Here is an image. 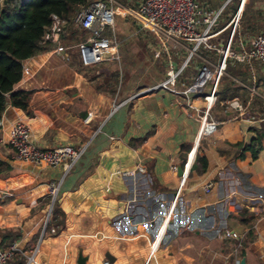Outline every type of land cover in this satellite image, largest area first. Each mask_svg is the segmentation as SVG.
I'll return each mask as SVG.
<instances>
[{"label":"crops","instance_id":"0c3cea01","mask_svg":"<svg viewBox=\"0 0 264 264\" xmlns=\"http://www.w3.org/2000/svg\"><path fill=\"white\" fill-rule=\"evenodd\" d=\"M200 1L218 8L212 7L217 0ZM138 2L114 3L115 15L130 23L131 34L146 41L156 61L138 78L123 73L119 44L100 62L83 63L77 45L89 31L75 20L82 8L71 24L63 22L61 51L50 43L24 60L31 73L14 88L31 91L28 111L8 104L0 118V161L10 166V172L0 177V194H12L0 195V230L17 231L13 243L20 248L8 264H26L36 247V263L31 264H78L79 256L85 264H240L242 257L246 264H264V137L256 154L243 151L264 119V63H235L244 72H225L222 78L228 77L237 87L233 97L246 106L245 112L217 102L209 113L219 121L216 131L198 139L199 121L195 113L188 115L181 97L155 90L130 99L139 89L162 81L170 62L178 67L188 54L186 43H166L139 27L131 11ZM229 6L220 29L236 12V2ZM245 8L258 26L244 36L240 19L239 33L251 40L264 29V0H248ZM106 35L110 36V30ZM215 58L210 60L215 63ZM197 61L194 69L201 64ZM81 65L93 70L92 80L78 69ZM110 73H114L112 83ZM186 73L187 68L181 80L189 83L193 76ZM208 87L207 93L212 86ZM219 87L220 82L217 92ZM193 102L203 106L199 95H194ZM18 121L29 126L30 141L38 147H83L81 158L67 172L62 166L16 159L7 141ZM198 154L205 158L204 169ZM187 156L189 168L184 167ZM172 165L181 166L183 174L173 171ZM129 169L135 170L134 175L121 174ZM51 182L59 184L57 205L62 213L55 216L57 225L51 219ZM173 200L175 209L165 220ZM243 207L255 215L254 238L246 246L240 241L248 226L237 217ZM50 208L49 225L41 235ZM225 230L240 238L226 237ZM8 239L0 234V249L11 244Z\"/></svg>","mask_w":264,"mask_h":264},{"label":"built area","instance_id":"2783aa9c","mask_svg":"<svg viewBox=\"0 0 264 264\" xmlns=\"http://www.w3.org/2000/svg\"><path fill=\"white\" fill-rule=\"evenodd\" d=\"M232 2H236V12L231 16L227 26L217 29V25L222 20L225 7ZM248 0H224V4L211 9L205 6L200 0H139L136 7L131 9L139 27L150 31L161 40L184 42L188 46V54L185 60L178 67L171 62L165 73V77L157 84L141 90L132 97L155 90H161L181 97L188 115L195 117L199 121L198 139L214 133L219 121L210 118V111L216 102L219 101L217 87L221 77L225 74L227 64L241 63L251 65L254 61L264 63V29L249 44L240 35V19ZM115 0H94L86 7L82 8L76 15L75 20L82 29L89 31L85 40L78 43L82 61L85 65H93L103 60L110 50H115L119 44L114 35V10ZM52 21L43 35V41L56 44V50L61 51L63 47L59 44L63 32V21L56 15L51 16ZM226 27L231 28L227 39L220 36ZM110 30V36L107 31ZM212 52L211 56L217 57L216 62L205 56ZM198 58L201 62L198 72L189 83L181 80L184 69L188 62ZM31 69L23 65L22 76H28ZM207 84L212 86L209 93H204ZM194 95L202 98L203 106H196L193 102ZM226 108L236 110L244 114L246 106L242 105L238 97L221 102ZM7 144L18 160L30 162L35 165H45L49 167L62 166L65 172L69 171L81 158L84 148L70 145H60L52 148H41L30 141L29 126L21 121L13 124L9 130ZM194 160V158H193ZM192 160V162H193ZM191 162V163H192ZM189 156L184 167L189 168ZM173 171H178L176 165H172ZM135 170H123V176L134 175ZM185 177H181L182 184ZM211 185L205 186L208 191ZM51 201L57 200L59 184L51 182L48 184ZM3 198L11 196V193L0 194ZM53 205V204H52ZM176 206L173 200L168 206L164 217L169 220ZM52 207V206H51ZM51 208L46 216L42 227L41 235L46 232V226L50 219ZM55 232L54 228L50 229ZM226 237L239 239L240 235L234 231L225 230ZM20 252L16 243H11L0 249V264L8 262ZM38 252L36 247L29 256L26 264L36 263L35 255ZM103 264H108L105 261Z\"/></svg>","mask_w":264,"mask_h":264},{"label":"trees","instance_id":"16d2710c","mask_svg":"<svg viewBox=\"0 0 264 264\" xmlns=\"http://www.w3.org/2000/svg\"><path fill=\"white\" fill-rule=\"evenodd\" d=\"M90 3L91 0H0V118L8 104L28 111L31 91L17 90L14 85L22 78L24 60L49 47L50 43L43 41V35L51 24V16L56 15L65 24H71L75 14ZM257 26L258 24L247 14L245 8L241 17V34L244 36L252 34L256 32ZM228 35L229 33H226L225 37ZM78 69L88 79H93L92 69L82 67V65ZM226 71L231 75H236L239 71L244 72V69L242 66L229 62ZM113 78L114 73H110V83ZM219 82L218 102L232 98L237 90L232 80L224 76ZM263 137L264 119L261 128L257 131V136L249 144L243 146V151L250 150L256 154L262 148ZM196 159L201 161L204 169L206 167L205 158L198 154ZM9 172L10 166L0 161V177L6 176ZM148 173L152 176L151 171L148 170ZM58 213L62 212L55 200L51 216L55 225L59 224L55 217ZM237 217L241 223L248 226L244 238L240 241L243 246H246L254 238L255 215L243 207L237 213ZM48 225L49 222L47 227ZM0 234L3 238L9 237L8 243H13L19 236V233L12 229L0 230ZM241 256H244V251L241 252Z\"/></svg>","mask_w":264,"mask_h":264},{"label":"rangeland","instance_id":"374dc122","mask_svg":"<svg viewBox=\"0 0 264 264\" xmlns=\"http://www.w3.org/2000/svg\"><path fill=\"white\" fill-rule=\"evenodd\" d=\"M223 4H224V0H217L214 2L212 1V7L218 6V8H219ZM229 7H231V6L225 7L224 14L222 17L223 20H221L219 22L217 29H220L222 24H224L227 21V18H226L227 14L231 10V9L228 10ZM229 30L230 29L227 28L225 31L221 32L220 36L225 37L226 33L228 34ZM131 33H132V28H131L130 23L124 21L123 19H121L115 15V17H114V35H115L116 40L119 41L118 55L120 56V63L122 65L123 73L128 75L130 77V79H133L134 77L138 78L142 73H144V71L147 70L149 63L156 62V61L153 58V53L148 52V50L146 48V41L144 39H142L139 34H131ZM245 40L249 42L250 38L245 39ZM210 56H209V58H212L213 60L216 59L214 56L213 57L212 56L210 57ZM197 62H198L197 58H196V60L194 58L188 62V65H190V67L189 66L186 67L187 68V73H186L187 76H190V75H192L193 77L196 76L198 69H194V66H197L194 63H197ZM158 69L159 68L157 67V70ZM161 70H162V68H161ZM158 71L160 72V70H158ZM162 72H165V70H163ZM124 74H122V75H124ZM148 81H150V79H147V82ZM122 89H123V86H120L119 93ZM141 89H139L134 94L139 93ZM208 91H209V87L207 84L204 92L207 93ZM134 94H132V95H134ZM132 95L130 96L131 100H133ZM201 100H202V98H201ZM202 103H203V101H202ZM199 126H200V124H198V128H199Z\"/></svg>","mask_w":264,"mask_h":264},{"label":"water","instance_id":"95a60500","mask_svg":"<svg viewBox=\"0 0 264 264\" xmlns=\"http://www.w3.org/2000/svg\"><path fill=\"white\" fill-rule=\"evenodd\" d=\"M178 174L180 176L183 174V168L181 166L178 167ZM52 204H53V200L51 201V206H52ZM107 257L109 258V255H107ZM78 264H85V258L82 257V256H79V258H78ZM240 264H246L244 257L241 258Z\"/></svg>","mask_w":264,"mask_h":264}]
</instances>
